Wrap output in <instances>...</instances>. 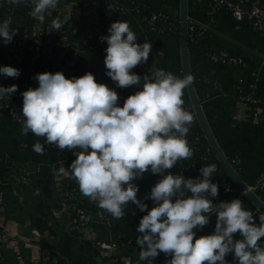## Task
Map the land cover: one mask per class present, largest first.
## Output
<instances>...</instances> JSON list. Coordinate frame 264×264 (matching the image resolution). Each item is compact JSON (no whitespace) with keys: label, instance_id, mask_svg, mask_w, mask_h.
<instances>
[{"label":"clouds","instance_id":"9594fccd","mask_svg":"<svg viewBox=\"0 0 264 264\" xmlns=\"http://www.w3.org/2000/svg\"><path fill=\"white\" fill-rule=\"evenodd\" d=\"M9 2L18 5L23 0ZM32 2L31 15L41 22L44 13L58 5V0ZM63 23L57 18L52 26L59 30ZM11 25L10 17L0 22L5 44L17 34ZM101 39L108 45L106 75L120 88L140 85L143 80L142 90L129 95L120 107L118 93L97 83L91 72L71 79L60 71L39 73L34 77L39 86L22 93L21 133L73 151L76 159L56 174L74 179L83 196L119 219L129 202L141 211L147 209L137 199L135 179L149 170L163 175L178 161L193 156L186 137L194 115L184 109L183 96L194 77L179 78L163 69H153L143 77L133 73V68L148 61L152 45L136 43L137 36L126 21L112 23ZM0 74L16 78L20 71L4 66ZM16 91L15 84L0 86V99ZM33 150L43 155L45 147L37 141ZM215 171L214 164L202 167V179L169 173L152 187L150 198L155 206L136 229L141 234L136 239L141 260L151 262L162 252L172 257L167 264H227L225 257L234 252L239 264H264V246L259 243L264 238V216L257 225L240 199L213 204L208 197L219 193V185L210 179ZM213 214L217 217L214 234L194 239V229L206 226ZM238 232L243 239L234 241Z\"/></svg>","mask_w":264,"mask_h":264},{"label":"crops","instance_id":"0c3cea01","mask_svg":"<svg viewBox=\"0 0 264 264\" xmlns=\"http://www.w3.org/2000/svg\"><path fill=\"white\" fill-rule=\"evenodd\" d=\"M123 1L127 6V12L121 21L129 23L137 36L136 43L142 45L147 42L152 45L148 61L145 62L150 71L163 69L183 78L179 35L149 34L142 17L147 11H162L178 19L179 0ZM75 6L70 8L75 11L77 31L73 35V43L78 49L63 74L71 79L91 72L97 83H108L112 80L106 75L104 63L107 42L91 48L89 45L91 37L98 34L108 35V29L113 23L110 13L103 5L97 8L92 0H80ZM136 6L141 8L139 13L135 12ZM187 10L188 17L205 29L204 37L199 44H188L190 70L194 77L196 94L204 113L211 118L210 128L222 152L226 157L233 155L241 157L242 169L239 175L248 185L253 182L256 175L264 172V105H243L236 93L238 88L247 87L252 80L251 71H256L259 93L264 98V67L260 66L264 35L255 33L247 23L237 21L224 10L210 14L206 0H188ZM97 29L99 31H95ZM218 50L240 58L244 65L212 62L208 54ZM183 100L184 103L189 101L186 89ZM22 127L23 124L15 125L0 116V157L8 156L19 163H24L29 172L22 181H18L11 171L2 174L7 182L5 187L7 201L2 211L1 222L22 238L18 242L9 238L3 250L1 264H100L90 232L74 230L60 219V214L55 210L60 201L55 187L57 178L50 167L55 160L56 146L46 144V138L36 137L32 133L22 135ZM189 133L203 135L198 122L192 123ZM37 141L45 147L43 155L33 150V145ZM202 145L205 146L204 143ZM74 159L76 156L72 157V161ZM151 175L149 170L139 179L147 181ZM210 179L219 185L220 202H230L221 187L233 180L223 167L219 172L213 173ZM256 194L264 202V190L257 191ZM208 198L212 199L211 196ZM137 199L147 204L145 211L129 202L122 218H114L111 214L108 222H99L93 218L89 230L92 229L105 239L113 237L123 242L130 240L131 247L126 252L127 256L141 261L139 258L141 249L136 244V239L141 234L136 229L142 217L155 204L150 194ZM242 202L243 208L253 213L254 221L259 225L260 217L264 215L247 198ZM216 222L210 220L201 230H194L196 233L194 239L214 234ZM233 239L235 241L243 237L238 232L234 234ZM259 243L264 246V238H261ZM171 258L170 255L161 252L151 262L142 260L140 264H167ZM225 260L227 264H239L234 252L229 253Z\"/></svg>","mask_w":264,"mask_h":264},{"label":"built area","instance_id":"2783aa9c","mask_svg":"<svg viewBox=\"0 0 264 264\" xmlns=\"http://www.w3.org/2000/svg\"><path fill=\"white\" fill-rule=\"evenodd\" d=\"M98 8L103 5L110 13L111 21H121L123 15L127 12V6L123 0H92ZM209 6L210 14H215L219 10L228 12L234 19L247 23L250 28L258 34L264 35V1L263 0H206ZM80 0H58V5L54 10L44 13V20L34 18L31 15L33 9L32 0H23L22 3L16 5L11 4L9 0H0V22L7 18H11V27L17 30V34L13 40L5 44L3 38L0 37V67L11 66L20 71V75L16 78L6 77L0 74V86L9 87L13 84L17 85V91L11 94L10 98L0 99V116L7 118L15 125H22L24 117L22 114L23 97L22 93L29 88H37L38 80L34 77L43 72L56 73L64 72L65 68L72 61L77 49L73 43V35L77 31L75 24V11L70 7ZM141 8L136 6L135 12L139 13ZM145 29L149 34H177L179 35V21L167 15L162 11H147L143 13ZM59 18L64 21L62 27L56 30L52 26V21ZM95 31H99L98 29ZM187 42L196 45L204 37L205 29L202 25L197 24L194 20L187 17ZM105 35H95L91 37L89 47L99 45L106 40L101 38ZM212 62L224 65H244L240 58L230 56L222 50L209 53ZM260 66L264 67V47L260 52ZM133 73L143 77L145 74L150 76V68L146 63H141L131 70ZM252 80L246 88L237 89V98L243 105L260 106L264 105V98L259 93V85L256 71L250 73ZM182 78V76H180ZM106 84L109 88L118 93V106L122 107L124 101L129 95L135 94L136 91L142 90L143 80L140 85L120 88L117 83L110 81ZM185 110L190 111L194 115V121H197L195 112L190 103L183 105ZM199 136V135H194ZM192 135L187 133V141L192 148ZM202 154L200 156L193 154V158L186 163L178 161L181 166L179 174L185 179L200 178L202 174L200 169L207 165L214 164L216 171L219 172L222 166L219 160L212 158V150L209 144L202 146ZM79 149H77L78 151ZM75 156L73 151L67 149L60 150L56 147V156L51 164L50 170L57 178L55 187L59 196V206L56 211L59 214L65 212L67 214V224L77 231H89L91 241L95 247L100 264H140L139 260L129 258L126 254L131 247V241H121L119 238L109 237L101 238L91 228V221H109L110 216L105 210L98 207L96 202H92L89 198L83 196L79 190L78 184L70 177L59 176L56 173L61 166L70 167L72 157ZM227 161L239 174L242 169V159L239 155L226 157ZM63 162V165L62 163ZM13 172L18 181L24 180L29 172L24 163H19L8 156L0 157V264L5 245L9 242V238L20 241L22 237L17 236L8 227L1 222L2 211L6 205V181L2 174ZM171 173V170H165L163 175ZM161 174H153L147 181H141L139 178L133 181L138 186L137 197L145 198L151 193L152 187L156 181L163 178ZM249 190L257 193L264 190V172L256 175L252 183L247 185ZM223 192L227 195L231 202L233 199L243 201L245 194L233 182H226L222 186ZM213 204H219L217 197H212ZM210 220L217 221L215 214L209 217ZM202 229V228H201ZM194 229V230H201Z\"/></svg>","mask_w":264,"mask_h":264},{"label":"water","instance_id":"95a60500","mask_svg":"<svg viewBox=\"0 0 264 264\" xmlns=\"http://www.w3.org/2000/svg\"><path fill=\"white\" fill-rule=\"evenodd\" d=\"M188 0H179V13H178V21H179V47H180V59H181V68L183 77L185 75H191L190 63L188 57V42H187V10ZM189 103L191 104L197 122L203 132V135L209 144L211 150L215 154L216 158L219 160L223 169L227 172L229 177L233 180V182L238 186V188L245 194V197L250 200L253 205H255L261 213L264 215V202L258 197V195L249 190L247 184L243 181L240 175L234 170V168L227 161L225 154L222 152L220 146L218 145L212 130L210 128L211 118H209L203 111L199 98L196 94L194 85L192 84L189 88L186 89ZM60 219L63 222H67V214L65 212L60 214Z\"/></svg>","mask_w":264,"mask_h":264},{"label":"trees","instance_id":"16d2710c","mask_svg":"<svg viewBox=\"0 0 264 264\" xmlns=\"http://www.w3.org/2000/svg\"><path fill=\"white\" fill-rule=\"evenodd\" d=\"M198 44H199V42H198ZM188 103H189V101H188ZM191 140H192V143H193L192 144V149L194 150V154L200 156L202 154V151H203V149H202V146L203 145L202 144L203 143L205 145L208 144L207 141H206V139L203 137V135H199L197 137L194 136V135H192ZM192 158L193 157H191L190 159H192ZM212 158L214 160H217V158H216L215 154L213 153V151H212ZM190 159H188V160H190ZM188 160H183L182 162L183 163H186ZM181 166L182 165H180L179 163H176V165L173 168L170 169L171 170V173L174 174V175L179 174L180 169H181Z\"/></svg>","mask_w":264,"mask_h":264}]
</instances>
